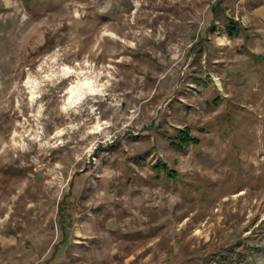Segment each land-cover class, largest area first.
Wrapping results in <instances>:
<instances>
[{
    "label": "rangeland",
    "instance_id": "obj_1",
    "mask_svg": "<svg viewBox=\"0 0 264 264\" xmlns=\"http://www.w3.org/2000/svg\"><path fill=\"white\" fill-rule=\"evenodd\" d=\"M0 264H264V0H0Z\"/></svg>",
    "mask_w": 264,
    "mask_h": 264
},
{
    "label": "trees",
    "instance_id": "obj_2",
    "mask_svg": "<svg viewBox=\"0 0 264 264\" xmlns=\"http://www.w3.org/2000/svg\"><path fill=\"white\" fill-rule=\"evenodd\" d=\"M186 133H188L187 131H185ZM191 141H193V142H195V143H198L199 141H198V139H195V138H190V137H188V136H185L184 134H182V136L180 137V144H178L177 143V145L180 147V148H182L183 147V145L181 144V143H183L184 144V142H191ZM169 174L171 175V176H174V172H169Z\"/></svg>",
    "mask_w": 264,
    "mask_h": 264
},
{
    "label": "bare ground",
    "instance_id": "obj_3",
    "mask_svg": "<svg viewBox=\"0 0 264 264\" xmlns=\"http://www.w3.org/2000/svg\"><path fill=\"white\" fill-rule=\"evenodd\" d=\"M88 84V83H87ZM82 90L83 89H81V88H79V89H72V95H71V98L73 99V98H78V97H81L82 96Z\"/></svg>",
    "mask_w": 264,
    "mask_h": 264
}]
</instances>
